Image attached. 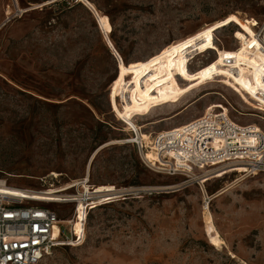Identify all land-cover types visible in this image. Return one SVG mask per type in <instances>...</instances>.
Here are the masks:
<instances>
[{
    "label": "rangeland",
    "instance_id": "374dc122",
    "mask_svg": "<svg viewBox=\"0 0 264 264\" xmlns=\"http://www.w3.org/2000/svg\"><path fill=\"white\" fill-rule=\"evenodd\" d=\"M49 1L0 0V180L63 189L88 176L126 196L91 207L83 244L40 264H264V174L156 171L120 120L155 138L222 104L264 130V0ZM50 207L63 223L75 212Z\"/></svg>",
    "mask_w": 264,
    "mask_h": 264
},
{
    "label": "built area",
    "instance_id": "2783aa9c",
    "mask_svg": "<svg viewBox=\"0 0 264 264\" xmlns=\"http://www.w3.org/2000/svg\"><path fill=\"white\" fill-rule=\"evenodd\" d=\"M74 1L82 4L81 0ZM256 38L264 52V22L256 32ZM255 125H240L225 109H208L185 126L157 134L152 146L159 159L155 164L147 162L156 171L170 176L184 175L189 180L196 178L197 170L223 164L240 165L248 176L264 174V130ZM131 130L133 137L126 143L135 145L144 155L147 150L144 142L137 136V131ZM40 182L42 188L31 190L12 187L6 180H0V264H40L55 249L77 247L85 241L88 211L101 204L98 203V188L90 186L86 179L67 185L65 194L58 195L50 193L53 186L47 187L44 179ZM12 189H20L25 194L15 193ZM125 196V193L118 194L117 199ZM53 204L74 205L72 219L65 224L60 221L50 207ZM80 204L88 205L82 237L75 228Z\"/></svg>",
    "mask_w": 264,
    "mask_h": 264
},
{
    "label": "bare ground",
    "instance_id": "6f19581e",
    "mask_svg": "<svg viewBox=\"0 0 264 264\" xmlns=\"http://www.w3.org/2000/svg\"><path fill=\"white\" fill-rule=\"evenodd\" d=\"M83 1L84 0H81V3H83ZM49 2L54 3V1H49ZM253 43H255V45L257 46V48L259 50H261V47L258 44L256 35L253 38ZM261 51L264 54L263 50H261ZM255 57L257 59L255 61L257 64H263L264 63V60H262L259 57L258 54H256ZM214 108H217V109H225L226 111H228V109L225 106H223L222 104H215V105L209 107L208 109L210 111V110H212ZM120 120L123 121L126 125L129 126L127 128H130V129H133V130L137 131V136L139 137L140 140H142L144 142L143 144H145V147L148 150L145 153V156H144L145 159L147 161H150L151 163L155 164V162L158 161L159 157H158V153L155 151L154 147L152 146L153 145V138H151V135L150 134H147L146 132H143V131L142 132L139 131V129H142V130L145 129L146 128V125H143V126L139 127L136 123H134L133 121H131L126 116H122ZM255 126L257 127V125H255ZM116 143H119V142L118 141L117 142H113V144H116ZM90 170H92L91 169V164H89V166H88V172L89 173H90ZM87 178H88L87 181H89V183H90V179H89L88 176H87ZM195 179L198 180L199 178L196 177ZM195 179H193V180H195ZM230 185H232V184H230ZM96 188H98L97 193H100V197H99V202L98 203H101V204L104 201H108V200L110 201V200L114 199V197L116 195H118L119 194V191H120V190L118 191V189L116 187H114L113 185H99ZM228 189H224L223 191L219 192L218 194L215 195V197L224 194ZM12 190H14V189H12ZM51 190H52V192H50L51 194H58V195H60V194H65V192L68 190V188H63V189L52 188ZM14 192L15 193H20V194H25L20 189H15ZM93 204H95V203H92V205ZM87 206L88 205H85V204H82L81 205L80 204L79 207H78V211L76 213V217L78 216V219H77V221H75V223L77 222V226L75 228H76L77 232L80 234V236H82L81 235L82 226H83L82 223H83V220H84L85 215H86V208H87ZM205 220H206V227L205 228H206V232L208 234L209 241H210L211 245L214 246V247H220L223 244V241L221 239L222 236H220L218 230L216 229V227L214 225V222H213L212 215L210 214L209 211L206 213V219Z\"/></svg>",
    "mask_w": 264,
    "mask_h": 264
},
{
    "label": "crops",
    "instance_id": "0c3cea01",
    "mask_svg": "<svg viewBox=\"0 0 264 264\" xmlns=\"http://www.w3.org/2000/svg\"><path fill=\"white\" fill-rule=\"evenodd\" d=\"M164 119H169V118H163V119H161V120H164Z\"/></svg>",
    "mask_w": 264,
    "mask_h": 264
},
{
    "label": "trees",
    "instance_id": "16d2710c",
    "mask_svg": "<svg viewBox=\"0 0 264 264\" xmlns=\"http://www.w3.org/2000/svg\"><path fill=\"white\" fill-rule=\"evenodd\" d=\"M45 1H49V0H45Z\"/></svg>",
    "mask_w": 264,
    "mask_h": 264
}]
</instances>
